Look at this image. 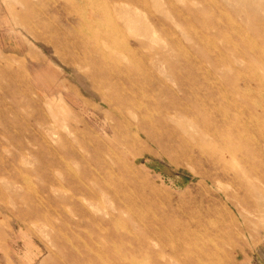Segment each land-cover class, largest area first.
Returning a JSON list of instances; mask_svg holds the SVG:
<instances>
[{"label": "rangeland", "instance_id": "1", "mask_svg": "<svg viewBox=\"0 0 264 264\" xmlns=\"http://www.w3.org/2000/svg\"><path fill=\"white\" fill-rule=\"evenodd\" d=\"M44 1L0 0V90L4 93L0 91V175L6 173L0 176V264H186L187 260L195 264H264V56L249 52L259 53L264 47L263 30L256 25L264 23V0ZM213 3L224 9L212 8L209 13L208 4ZM243 3L251 7L247 10L251 21L227 28V18L241 22L248 8ZM7 4L28 20L15 23ZM95 47L120 60L106 71L118 75L119 69L131 79L130 84L137 81L144 91L161 87L158 99L149 98L153 103L178 101L192 106L200 102L211 110L213 102L209 104L205 97L208 87L215 84L218 95L213 97L214 103L218 100L219 107L228 108L231 117L235 115L239 130L235 143L249 154L236 155L231 163L224 152V166L214 160L222 144H212L210 136L189 130L204 144L209 139L207 151L195 146L189 158L181 156L175 164L149 146L151 151L137 161L138 178L130 182L117 176L107 192L98 183L101 174L98 177L90 164V148L84 147L104 141L109 145L114 138L115 118L100 97L109 88L93 86L88 75L91 67L79 68L71 62L72 57L89 58L87 49ZM206 73L210 74L208 80ZM180 76L193 93L188 94L175 81ZM122 83L116 85L120 94L139 97L129 83ZM222 96L231 101L230 106L221 103ZM203 115L192 110L191 117H186L220 120L210 111ZM84 167L97 175L82 181L98 192L96 197L72 190L73 185L81 184L78 176ZM241 174L247 184L240 188L237 175ZM153 231L162 236H153Z\"/></svg>", "mask_w": 264, "mask_h": 264}, {"label": "bare ground", "instance_id": "2", "mask_svg": "<svg viewBox=\"0 0 264 264\" xmlns=\"http://www.w3.org/2000/svg\"><path fill=\"white\" fill-rule=\"evenodd\" d=\"M28 1V0H27ZM44 1V0H43ZM69 1V0H68ZM86 1V0H85ZM91 1V0H87ZM117 1H122V0H117ZM124 1V0H123ZM126 1V0H125ZM129 3L132 4H142V2L140 0H127ZM204 0H202L201 2H203ZM25 2V1H24ZM64 2V1H63ZM45 3V1H44ZM237 1H231V4L234 5L236 4ZM244 5L248 4V3H243ZM26 5V4H25ZM24 5V6H25ZM30 5V4H29ZM40 5V4H39ZM66 5V3H65ZM8 7L9 10H11L13 12V21L15 23H21V21H23V23H25V21L28 20V16L27 15H21L22 13H19V11L17 12V10L14 9V7L12 8L9 4L6 5ZM31 6V5H30ZM39 7V6H38ZM46 7V6H45ZM246 7H248L246 5ZM212 8L215 10H218L219 12L224 9V6H216V4H208V9H211L210 12H212ZM27 9V8H26ZM37 9V8H36ZM53 9V8H52ZM251 9V7L246 8L245 11V15L243 16L241 22L239 21H235V19H231V18H227V23H226V27L227 28H236L239 27L241 25H243L242 23H249L251 20L249 18V15L247 13V10ZM39 10V9H38ZM70 10V9H69ZM21 11V10H20ZM63 12V11H62ZM196 14H200L201 12H195ZM25 14V11H24ZM32 14V13H31ZM34 14V13H33ZM32 14V15H33ZM39 14V12L37 13ZM214 14V13H213ZM40 15V14H39ZM31 16V15H30ZM43 16V15H42ZM55 15H53L54 17ZM104 17V16H103ZM214 17V16H213ZM230 17V16H229ZM40 18V16H39ZM51 19V18H50ZM53 20V19H52ZM50 21V20H49ZM61 21V20H60ZM75 21V20H73ZM88 21V20H87ZM86 21V22H87ZM212 21V19H211ZM210 21V22H211ZM214 21V19H213ZM41 22H45V21H41ZM54 22V21H53ZM206 22V21H205ZM209 22V23H210ZM219 22V21H218ZM39 23V22H38ZM89 23V22H88ZM34 24V23H32ZM68 24V23H67ZM73 24V23H72ZM126 24V23H125ZM128 24V23H127ZM211 24V23H210ZM238 24V26H236ZM261 25V29L263 30V34H264V23L257 22L256 25ZM23 25V24H22ZM57 25V24H56ZM225 25V24H224ZM60 26V25H59ZM79 26V25H78ZM33 27V26H32ZM56 27V26H55ZM104 27V26H103ZM116 27V26H115ZM215 28H217L218 30H220L219 25L215 24V26H213ZM64 28V27H63ZM74 28V27H73ZM87 28V27H86ZM51 29V28H50ZM48 29V30H50ZM66 29V28H65ZM47 30V29H46ZM59 30V29H57ZM209 30V29H207ZM215 30V29H214ZM233 30V29H232ZM56 32V31H55ZM51 33V32H50ZM53 33V32H52ZM59 33V32H58ZM62 33V32H61ZM66 33V32H65ZM119 33V32H117ZM216 33V32H215ZM42 34V33H41ZM40 34V35H41ZM48 34V33H47ZM57 34V33H56ZM226 34V33H225ZM262 34V35H263ZM66 35V34H65ZM68 35V34H67ZM73 35V34H71ZM75 35V34H74ZM189 35V34H188ZM222 35V34H221ZM228 35V34H227ZM231 35V34H230ZM63 36V34H62ZM69 36V35H68ZM50 37V36H49ZM67 37V36H66ZM72 37V36H71ZM75 37V36H74ZM121 37V34H120ZM192 37V36H191ZM231 37V36H230ZM241 37V36H240ZM52 38V37H51ZM59 38V37H58ZM189 38V36H188ZM196 38V37H195ZM232 38V37H231ZM62 39V37H61ZM74 39V38H73ZM72 39V41H73ZM112 39V38H111ZM226 39V38H224ZM230 39V38H229ZM50 40V39H49ZM58 40V39H57ZM63 40V39H62ZM64 40H66V38H64ZM78 40V39H77ZM117 41V40H116ZM226 41V40H225ZM78 42V41H77ZM193 42V41H191ZM228 42V41H227ZM79 43V42H78ZM59 44V43H58ZM124 44V43H123ZM126 44V42H125ZM90 45V44H89ZM114 45V44H113ZM121 45V44H120ZM198 45V44H197ZM59 46V45H57ZM107 46V44L105 45ZM128 46V45H127ZM65 47V46H64ZM85 47V46H83ZM119 46H116V48ZM130 47V46H129ZM134 47V46H133ZM202 47V46H201ZM81 48V47H80ZM123 48V47H122ZM78 50V49H77ZM86 50V49H84ZM84 50H80L81 52H83ZM201 50V49H200ZM204 51V49H202ZM114 50V54H115ZM171 51V50H170ZM249 51V50H248ZM72 52V51H71ZM85 52V51H84ZM87 52L90 53L91 55H89V58H85V60H79L77 59V57H72L71 58V62H73L74 64H76L79 68H89L90 71L88 73V75L90 76V79L92 81L93 86L96 85L97 88H101V85L106 86V88H109V93H102L101 97V102H103L107 108L109 109V112H112L113 117L115 118V120L112 122L114 123V127H115V131H114V138L111 142V144L108 145L107 142H102V144H95L91 145L90 147H84V149H88L91 151L92 155L89 158L90 164H92L93 166H95V172L97 173L98 177L101 174V181H98L99 184L102 185V188H104L105 190H107V192H109V188L110 186H114L115 182L113 181V178L119 179V177L117 178V176H125L127 181H135L138 178V173H139V169H138V165H137V161L138 159H140L144 154H146V152L151 151L149 150V146L151 147H155L159 149V153L162 155L164 154L165 156H167L170 161L172 163L177 164L179 162V160L181 161V156H183L184 158L187 159V157H190V154L193 153V149L194 147H198L199 149L203 150V151H207L208 146L207 144L210 143L209 139L208 142L204 144V141L201 140L200 136H210L212 140V144L213 143H221L222 144V148L221 151H219L217 154H214V160L217 163H221L225 166L226 164V159L224 157V152L227 153V157H229L230 162L232 161L231 158H234L236 155H244V154H249L248 150L244 147V146H237V144L235 143V141H237V136L239 134V130L237 129V127L235 126V115H233V117H231V115H229V109H222V107L215 105L213 97L217 94V89L215 90V87L211 86L208 87V92L206 94L205 99L207 100V102L212 103L213 106H211V110L210 109H206L200 102H194L191 105L192 106H188L183 105L182 103L176 101V102H171V103H163V102H157V103H153L150 102L149 98H157L160 97V93L161 92V87L160 88H153V87H149L148 90H142L139 89L138 87V82L136 81L134 84H130L129 81L131 79L128 78L127 74H123L121 73V71H118L119 69H117V72L119 73L118 75H115L114 72L112 71H106L105 69H108V66H112V65H118L120 64V60L116 57H109L107 55H105L103 53V51H101L99 48L95 47V49H93L92 51H89V49H87ZM167 52V51H166ZM199 52V51H198ZM201 52V51H200ZM251 52L252 56L253 55H263L264 56V47L263 48H259L258 52L259 53H255V50L253 51H249ZM70 53V52H69ZM94 53V54H93ZM129 54H132V51H128ZM164 53V52H163ZM67 54V53H66ZM161 54V53H158ZM171 54V53H170ZM209 54V53H208ZM62 55V54H61ZM69 55V54H68ZM82 55V54H81ZM84 55V54H83ZM88 55V54H86ZM119 55V54H116ZM199 56H201V53L199 54ZM64 56H67L64 54ZM126 56V55H124ZM153 56V55H152ZM155 56V55H154ZM211 56V55H210ZM118 57V56H117ZM127 57V56H126ZM156 57V56H155ZM207 56L205 55L204 58H206ZM212 57V56H211ZM258 57V56H257ZM79 58V57H78ZM125 58V57H124ZM129 58V57H128ZM203 59V57H201ZM67 59V58H66ZM151 59V58H150ZM210 59V58H208ZM217 59V58H216ZM68 60V59H67ZM122 60V59H121ZM128 60V59H127ZM171 60V59H170ZM169 60V61H170ZM132 61V60H131ZM126 63L128 61H125ZM161 62V61H160ZM124 63L126 66H128V64ZM131 63V62H130ZM146 63V62H145ZM153 63V62H152ZM151 63V64H152ZM162 63V62H161ZM216 63V62H215ZM158 64V63H157ZM163 65L164 62L162 63ZM186 65H188L187 63H185ZM198 63L196 62V65ZM160 65V63H159ZM174 66V65H171ZM190 66V65H188ZM116 67V66H115ZM129 67V66H128ZM127 67V68H128ZM146 67V66H145ZM161 67V66H160ZM170 67V66H169ZM200 67V66H199ZM103 68V69H102ZM231 68V67H230ZM115 69V68H114ZM158 69V68H157ZM201 69V68H200ZM129 70V69H128ZM174 70V69H173ZM236 70V69H234ZM233 71V70H232ZM135 72V71H134ZM140 72V70H139ZM168 72V71H167ZM193 72V71H192ZM199 72V71H198ZM205 72V70H204ZM136 73V72H135ZM169 73V72H168ZM191 73V71H190ZM197 73V72H196ZM203 73V72H202ZM139 74V73H138ZM170 74H172V72H170ZM7 75V74H6ZM136 75V74H135ZM209 73H206V76H204L205 78H207V80L209 79ZM142 76V75H141ZM16 77V76H15ZM135 77V76H133ZM193 77V75H192ZM203 77L204 82L207 80ZM136 78V77H135ZM213 78V77H211ZM210 78V79H211ZM215 78V77H214ZM89 79V80H90ZM189 79V78H188ZM191 79V78H190ZM194 79V77H193ZM202 79V78H201ZM200 79V80H201ZM223 79V78H222ZM18 80V79H17ZM134 80V79H133ZM148 80V79H147ZM186 80V79H185ZM212 80V79H211ZM216 80V79H215ZM10 81V80H9ZM118 81L121 82H126L129 83L128 85L131 88H134L136 90V93L138 92V96L139 97H135L134 95H132L131 97H127L124 96L123 94H120V92L117 90V86L119 85L117 84ZM143 81V80H142ZM149 81V80H148ZM157 81V80H156ZM176 82L179 81L180 84H183L184 88L181 87L182 85H180L181 88L187 90L188 94L193 93L192 92V88L188 89L185 88V84L183 82L184 79L183 77H179L178 80H175ZM194 81V80H193ZM210 81V80H209ZM213 81V80H212ZM225 81V80H224ZM140 82V81H139ZM158 82V81H157ZM188 82V80L186 81ZM190 82V81H189ZM200 82V81H199ZM122 83V84H123ZM213 83V82H212ZM121 86H124L122 85ZM151 84V83H150ZM153 84V83H152ZM160 84V83H159ZM162 84V83H161ZM196 84V82H195ZM210 84V83H208ZM155 85V84H154ZM166 85V84H165ZM200 85V84H199ZM228 86V84H225ZM142 85H140L141 87ZM146 86V84L144 85ZM142 86V87H144ZM162 86V85H161ZM168 86V85H167ZM208 86V85H207ZM210 86V85H209ZM148 87V86H147ZM194 87V83L193 86ZM107 88V89H108ZM164 88V84L163 87ZM168 88V87H167ZM195 88V87H194ZM198 88V87H196ZM233 89V87H231ZM124 89V88H123ZM126 89V88H125ZM169 89V88H168ZM203 89V88H202ZM231 89V90H232ZM134 90V92H135ZM165 90V89H164ZM167 90V89H166ZM180 90V89H179ZM221 90V89H220ZM219 90V91H220ZM1 91V90H0ZM4 91V90H3ZM102 91V90H101ZM128 91V90H127ZM182 91V90H180ZM230 91V89H229ZM2 92V91H1ZM122 92V91H121ZM129 92V91H128ZM131 92V89H130ZM176 92V91H175ZM226 92V91H225ZM3 93V92H2ZM132 93V92H131ZM129 93V94H131ZM171 94V92H169ZM183 93V92H182ZM186 93V92H185ZM221 93V92H220ZM4 94V93H3ZM188 94H185L186 97L184 98H188ZM196 94V93H195ZM198 94V93H197ZM177 95V94H176ZM193 95V94H192ZM218 95V94H217ZM172 96V95H171ZM198 96V95H197ZM196 97V96H195ZM139 98V99H138ZM180 98V97H179ZM183 98V97H181ZM138 99V100H137ZM202 99V98H201ZM218 99V98H217ZM220 99V98H219ZM183 100V99H182ZM188 100V99H187ZM200 100V99H199ZM189 101V100H188ZM221 103H227L230 106V102L229 100H227L226 98H224V96L221 97L220 99ZM186 102V101H185ZM1 103V102H0ZM18 104V103H17ZM179 104V105H178ZM11 105V104H9ZM2 106V105H1ZM12 107V106H11ZM207 107V106H206ZM228 107V106H227ZM224 108V107H223ZM12 112V109H9V112ZM15 110V109H14ZM196 112V115H203L204 113H216L217 115L220 116V120L214 119L213 120H196V119H190L187 117H191L189 116L191 113ZM241 110V109H240ZM1 114H3V112H0ZM7 114V113H6ZM5 114V115H6ZM17 115V114H15ZM14 115V116H15ZM214 115V114H213ZM1 116V115H0ZM13 116V117H14ZM20 116V115H19ZM110 116V115H109ZM187 116V117H186ZM204 116V115H203ZM216 116V115H215ZM218 116V117H219ZM9 117V116H8ZM23 117V116H22ZM10 118V117H9ZM111 118V116H110ZM193 118V117H192ZM195 118V117H194ZM210 118V116H209ZM12 119V118H11ZM109 119V118H108ZM25 120V119H24ZM1 122V121H0ZM3 122V120H2ZM11 122V121H10ZM22 122V121H21ZM25 122V121H24ZM13 123V122H11ZM26 123V122H25ZM24 123V124H25ZM11 126V125H10ZM12 127V126H11ZM236 127V128H235ZM13 128H11L12 130ZM196 130L197 132L200 133V136L198 138L195 137V134H192L191 132H189V130ZM10 130V131H11ZM3 131V130H2ZM12 132V131H11ZM238 132V134H237ZM194 133V132H193ZM7 134V133H6ZM12 134V133H10ZM53 134V133H52ZM20 135V133H19ZM18 135V136H19ZM54 135V134H53ZM52 135V136H53ZM7 136V135H6ZM9 136V134H8ZM3 137V136H2ZM11 137V136H10ZM1 138V137H0ZM26 138V137H25ZM51 139V138H50ZM57 139V138H56ZM236 139V140H235ZM3 140V139H2ZM4 141V140H3ZM14 142V141H13ZM58 142V141H56ZM44 143V142H43ZM43 145V144H42ZM67 145V144H66ZM71 146V145H70ZM80 146V145H79ZM210 146V145H209ZM51 147V146H49ZM66 147V146H65ZM45 148V147H44ZM53 148L56 149V147L53 146ZM58 148V147H57ZM80 148L83 149V147L80 146ZM52 149V148H51ZM51 149H49L51 151ZM75 149V148H74ZM59 150V149H58ZM76 150V149H75ZM79 150V149H78ZM12 151V150H11ZM73 151V150H72ZM55 152V151H54ZM60 152V151H59ZM77 152V150L75 151ZM81 152V151H79ZM158 152V151H157ZM244 152V154H243ZM53 153V152H52ZM57 153V152H56ZM84 153V152H83ZM158 153V154H159ZM207 153V152H206ZM214 153V152H213ZM13 154V153H12ZM55 154V153H54ZM74 154V153H72ZM82 154V153H80ZM189 155V156H188ZM199 155V154H197ZM202 155V154H201ZM15 156V155H14ZM61 156V155H60ZM80 157L82 155H79ZM87 157H89L88 155H86ZM204 157V155H202ZM16 157V156H15ZM48 157V156H47ZM62 157V156H61ZM60 157V158H61ZM144 157V156H143ZM207 157V156H206ZM213 157V156H212ZM1 158V157H0ZM201 158V157H200ZM243 158V157H242ZM241 158V160H242ZM11 159V157H10ZM9 159V160H10ZM63 159V158H61ZM47 160V158H46ZM209 160V159H208ZM226 160V161H225ZM7 161V160H6ZM65 161V160H64ZM80 162L83 161V159L81 158L79 160ZM86 161V160H85ZM186 161V160H185ZM60 162V161H59ZM4 163V162H3ZM10 163V162H9ZM72 163V162H71ZM75 163V162H74ZM232 163V162H231ZM63 164V163H62ZM228 164V163H227ZM64 165H68V163L64 164ZM89 165V164H88ZM230 165V163H229ZM246 165V164H245ZM69 166V165H68ZM7 167V166H6ZM83 167V166H82ZM4 168V167H3ZM24 168V167H23ZM22 168V169H23ZM71 168V167H69ZM27 169V168H26ZM64 169V168H63ZM73 169V168H72ZM93 169V168H92ZM251 169V168H250ZM10 170V169H9ZM12 170V169H11ZM17 170V169H16ZM71 170V169H70ZM223 170V169H221ZM13 171V170H12ZM11 171V172H12ZM18 171V170H17ZM26 171V170H25ZM78 171V170H77ZM81 171V170H80ZM94 171V170H93ZM23 172V171H22ZM62 172V171H61ZM223 172V171H222ZM24 173V172H23ZM27 173V172H26ZM76 174V173H75ZM253 174V173H252ZM2 175V174H1ZM0 175V176H1ZM4 175H6V173H4ZM2 175V176H4ZM9 175V174H8ZM71 175V174H70ZM96 175V176H97ZM245 174H241V175H237V181L239 183L240 188L243 187L245 184H247L242 178L241 176H244ZM73 176V174H72ZM94 177V173H92L91 169L89 170L87 167H84L83 170L81 171V173H79V180L81 182V184H76L73 185L72 190L75 194L78 195H86L88 197L90 196H95L98 194V192H92L91 191V186L88 183L82 182L85 181V179L88 178H97ZM76 177V176H75ZM78 177L76 178V180H78ZM241 177V178H240ZM203 178L207 179V176H203ZM235 178V177H234ZM115 179V180H116ZM122 179V178H120ZM2 180V179H1ZM73 180V179H72ZM97 180V179H96ZM236 180V179H235ZM46 181V180H45ZM209 181V180H208ZM87 182V181H86ZM114 182V183H113ZM121 183V182H119ZM93 184V183H92ZM118 184V182H117ZM58 187V185H57ZM97 187V186H96ZM54 188V187H53ZM65 188V187H64ZM93 188V187H92ZM18 189V188H17ZM15 190V189H14ZM50 190V189H49ZM53 190V189H52ZM93 190V189H92ZM53 192V191H52ZM59 192V191H58ZM64 192V191H63ZM101 192H103L101 190ZM100 192V193H101ZM50 193V192H49ZM99 193V194H100ZM104 193V192H103ZM54 196V195H53ZM68 196V194H67ZM70 196V195H69ZM77 196V195H76ZM55 197V196H54ZM66 197V196H64ZM71 197V196H70ZM105 197V196H104ZM120 197V196H119ZM110 198V197H109ZM66 199V198H65ZM64 199V200H65ZM70 199V198H69ZM85 199V198H83ZM82 199V200H83ZM47 200V199H46ZM62 200V199H60ZM59 200V201H60ZM68 200V198H67ZM87 200V199H86ZM108 199H106L107 202ZM120 200V199H119ZM53 201V200H52ZM75 201V200H74ZM88 201V200H87ZM101 201V200H100ZM122 201V200H121ZM48 202V201H47ZM50 203H52L51 201H49ZM80 202V201H79ZM109 202V200H108ZM111 202V201H110ZM57 203V202H56ZM70 203V202H69ZM81 203V202H80ZM96 203V202H93ZM103 203V202H102ZM82 204V203H81ZM97 204V203H96ZM104 204V203H103ZM58 205V204H57ZM113 205V204H112ZM124 205V204H123ZM122 205V206H123ZM82 206V205H81ZM87 206V205H86ZM114 206V205H113ZM112 206V208H113ZM125 206V205H124ZM108 207V206H107ZM115 207V206H114ZM57 208V206H56ZM59 208V207H58ZM79 208V207H78ZM98 208V206H97ZM105 208V207H104ZM71 209V208H69ZM99 209V208H98ZM101 209V208H100ZM127 209V208H126ZM75 210V209H74ZM77 210H75L76 212ZM105 211V210H104ZM113 211V210H112ZM116 211V210H115ZM111 212V210H110ZM109 212V213H110ZM59 213V212H58ZM96 213V211H95ZM102 213V211H101ZM78 214V213H76ZM98 215V213H96ZM107 214V213H104ZM95 215V216H97ZM155 215V214H154ZM99 216V215H98ZM97 216V217H98ZM104 216V215H103ZM220 216V215H219ZM84 217V215H83ZM109 217V216H107ZM111 217V216H110ZM114 217V216H113ZM156 217V216H155ZM87 218V217H86ZM100 218V217H99ZM104 218V217H103ZM139 218V217H136ZM147 218V217H145ZM97 219V218H96ZM95 219V220H96ZM102 219V218H101ZM93 221V219H91ZM99 220V219H97ZM105 220V218H104ZM140 219H138L139 221ZM143 220V219H142ZM146 220V219H145ZM71 221V220H70ZM101 221V220H100ZM137 221V222H138ZM97 222V221H95ZM107 222V221H106ZM142 222V221H141ZM77 223V222H76ZM75 223V224H76ZM79 223V222H78ZM112 223V222H111ZM107 224V223H106ZM109 224H110V220H109ZM181 224V223H180ZM87 225V224H86ZM80 226V225H79ZM88 226V225H87ZM106 226V225H104ZM111 226V225H110ZM77 227V225H76ZM86 227V226H85ZM109 227V226H108ZM146 228V226H144ZM79 228V227H78ZM76 228V229H78ZM90 228V226H89ZM112 228V227H110ZM109 229V228H108ZM112 231V229H110ZM149 230V229H147ZM160 230V228H159ZM78 231V230H77ZM171 231V230H170ZM180 231V230H179ZM195 231V229H194ZM79 232V231H78ZM97 232V230H96ZM154 232V231H153ZM193 232V231H192ZM197 232V231H196ZM73 233V232H72ZM92 233V232H91ZM93 233H95L93 231ZM99 233V232H98ZM106 233V232H105ZM151 233V232H150ZM136 234V233H135ZM193 234V233H192ZM74 235V234H73ZM79 235V234H78ZM101 235V234H100ZM137 235V234H136ZM153 236H162L161 232H154L152 234ZM181 235V234H180ZM185 234L182 235L184 237H186ZM194 235V234H193ZM72 236V235H71ZM85 236V235H84ZM83 236V237H84ZM110 236V235H109ZM189 236V235H188ZM202 236V235H201ZM93 237V236H92ZM102 237V236H101ZM149 237V236H148ZM180 237V236H179ZM88 238V237H87ZM94 238V237H93ZM95 238H97L95 236ZM107 238V237H106ZM112 238V237H111ZM151 238V237H150ZM156 238V237H155ZM169 238V237H168ZM213 238V237H212ZM211 238V239H212ZM89 239V238H88ZM92 239V238H91ZM98 239V238H97ZM157 239V238H156ZM174 239V238H173ZM202 239V237H201ZM200 239V240H201ZM211 239L209 238V241L211 242ZM216 240V238H213ZM103 243L105 241V239H102ZM109 240V239H108ZM147 240V239H145ZM203 240V239H202ZM205 240V239H204ZM79 241V240H78ZM84 241V240H83ZM87 241V240H86ZM97 241V240H96ZM110 241V240H109ZM113 241V240H112ZM138 241V240H137ZM154 241V240H152ZM189 241V240H188ZM66 242V241H65ZM155 242V241H154ZM201 242V241H200ZM207 242V241H206ZM214 242V241H213ZM82 243V241H81ZM94 243V242H93ZM107 243V242H105ZM163 243V242H162ZM188 243V242H187ZM67 244V243H66ZM73 244V243H72ZM88 244V241H87ZM157 244V243H156ZM189 244V243H188ZM203 244V243H202ZM97 245V244H95ZM101 245V244H100ZM109 245V243H108ZM152 245V244H151ZM160 245V244H159ZM187 245V244H186ZM195 245V244H194ZM214 245V244H213ZM88 246V245H87ZM114 246V245H113ZM166 247V245H164ZM191 246V245H189ZM97 247V246H96ZM101 247V246H100ZM110 247V245H109ZM131 248L134 246H130ZM84 248V247H83ZM114 248V247H113ZM167 248V247H166ZM171 248V246H170ZM222 249V248H221ZM155 250V249H153ZM158 250V249H157ZM103 250H101L102 252ZM139 251V250H138ZM147 251V250H146ZM174 251V250H173ZM201 251V250H200ZM93 252V251H92ZM177 252V251H176ZM223 252V251H222ZM232 252V251H229ZM105 253V252H104ZM119 253V252H118ZM220 253V252H219ZM226 253V252H225ZM94 254V253H93ZM96 254V253H95ZM148 254V253H147ZM215 254V252H214ZM222 254V253H221ZM74 255V254H73ZM126 255V254H125ZM146 255V253H145ZM155 255V254H154ZM171 255V254H170ZM173 255V254H172ZM220 255V254H219ZM106 256V255H105ZM190 256V255H189ZM98 257V256H97ZM102 257V256H101ZM118 257V256H117ZM132 257V256H131ZM143 257V256H142ZM141 257V258H142ZM149 257V256H148ZM179 257V256H178ZM183 257V256H182ZM191 257V256H190ZM195 257H197L195 255ZM212 257V256H211ZM72 258V257H71ZM151 259V258H150ZM156 259V258H155ZM69 260V259H68ZM78 260V259H77ZM103 260V259H101ZM126 260V259H125ZM135 260V259H134ZM143 260V259H142ZM140 260V261H142ZM146 260V259H145ZM157 260V259H156ZM180 260V259H179ZM198 260V259H197ZM201 260V259H200ZM222 260V259H221ZM129 261V260H128ZM148 261V260H147ZM153 261V260H152ZM161 261V260H160ZM199 261V260H198ZM111 262V261H109ZM132 262V261H131ZM145 262V261H144ZM155 262V261H154ZM158 262V260H157ZM162 262V261H161ZM104 263V262H103ZM107 263V262H106ZM123 263V262H122ZM92 264V263H90ZM108 264V263H107ZM127 264V263H126ZM134 264V263H133ZM161 264V263H160ZM164 264V263H163ZM167 264V263H165ZM184 264V263H183ZM186 264H195V262H193L192 260H187Z\"/></svg>", "mask_w": 264, "mask_h": 264}]
</instances>
